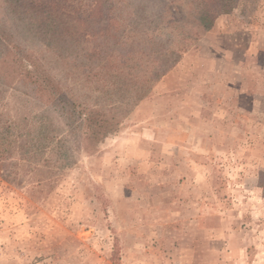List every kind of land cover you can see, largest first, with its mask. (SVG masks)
<instances>
[{"label":"rangeland","instance_id":"374dc122","mask_svg":"<svg viewBox=\"0 0 264 264\" xmlns=\"http://www.w3.org/2000/svg\"><path fill=\"white\" fill-rule=\"evenodd\" d=\"M208 1L0 0L66 101L0 81V264H264V0ZM90 110L116 131L88 140Z\"/></svg>","mask_w":264,"mask_h":264},{"label":"trees","instance_id":"16d2710c","mask_svg":"<svg viewBox=\"0 0 264 264\" xmlns=\"http://www.w3.org/2000/svg\"><path fill=\"white\" fill-rule=\"evenodd\" d=\"M203 3V15L210 19H215L220 12L223 10V2L212 6L209 5L208 0H200ZM207 3V4H205ZM49 4H51L49 2ZM102 3H93L91 8L92 13H90V17H93L94 21H100L102 23L103 28H99L93 31V38L104 37L107 34H111V32H118L120 30L119 21L115 20L110 10H104ZM216 8V10H215ZM212 13V16H211ZM28 26L31 29L37 30L39 32L47 33L46 26L47 22L50 21V9L39 10L34 14L28 13ZM65 30V28H63ZM53 35H56L61 40H65L64 32H59L58 29L52 30ZM66 32H68L66 30ZM111 36V35H110ZM0 47L1 56H0V81L2 83H9V78H16L20 82L29 80L34 84L36 92L41 96H49L52 98L53 104L61 105L62 102H66L62 97L63 93L56 94L57 85H55L45 74H42L38 71L35 64H32L31 67L25 64L24 61L18 59L16 52L14 49L16 45H12V42L8 41L4 34L0 33ZM101 55L100 51H97L95 48L90 50L87 53V57L89 60H95ZM12 57V59H10ZM20 61V62H19ZM18 63V65H16ZM86 126H87V139L98 141L99 138L106 137L108 134L116 131L119 126V122L114 117L104 116V114L97 110H90L88 115L86 116Z\"/></svg>","mask_w":264,"mask_h":264}]
</instances>
